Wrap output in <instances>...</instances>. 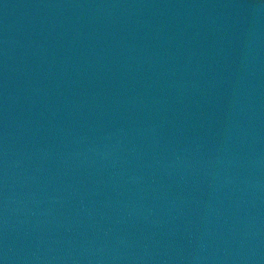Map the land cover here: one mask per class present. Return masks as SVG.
<instances>
[{"label":"water","instance_id":"water-1","mask_svg":"<svg viewBox=\"0 0 264 264\" xmlns=\"http://www.w3.org/2000/svg\"><path fill=\"white\" fill-rule=\"evenodd\" d=\"M0 264H264V0H0Z\"/></svg>","mask_w":264,"mask_h":264}]
</instances>
